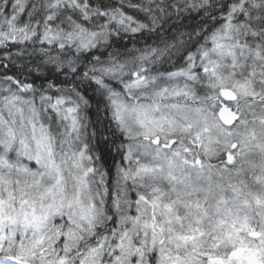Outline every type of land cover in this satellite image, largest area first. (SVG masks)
Returning <instances> with one entry per match:
<instances>
[{"label": "snow or ice", "instance_id": "1", "mask_svg": "<svg viewBox=\"0 0 264 264\" xmlns=\"http://www.w3.org/2000/svg\"><path fill=\"white\" fill-rule=\"evenodd\" d=\"M0 264H264V0H0Z\"/></svg>", "mask_w": 264, "mask_h": 264}]
</instances>
